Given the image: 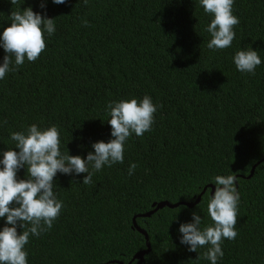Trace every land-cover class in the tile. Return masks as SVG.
I'll list each match as a JSON object with an SVG mask.
<instances>
[{
	"label": "trees",
	"instance_id": "obj_1",
	"mask_svg": "<svg viewBox=\"0 0 264 264\" xmlns=\"http://www.w3.org/2000/svg\"><path fill=\"white\" fill-rule=\"evenodd\" d=\"M41 2L0 0V33L11 11L29 6L55 24L39 58L17 67L13 56L0 79V159L15 150L11 133L33 124L57 126L61 154L86 159L93 143L112 139L109 103L147 95L157 111L150 131L127 138L123 163L89 165L92 183H82L87 173L56 174L63 206L51 229L30 235L28 264H139L131 260L147 245L134 217L148 236L141 264H211L197 259L211 245L191 252L178 230L193 212L201 229L214 226L211 189L203 190L228 175L239 193L238 234L222 239L217 264H264V0H234L240 22L225 49L207 47L214 17L200 0H43L45 9ZM249 47L261 58L254 75L233 61ZM5 54L0 48V63ZM17 176L27 179L26 168ZM159 202L194 205L137 217Z\"/></svg>",
	"mask_w": 264,
	"mask_h": 264
},
{
	"label": "clouds",
	"instance_id": "obj_2",
	"mask_svg": "<svg viewBox=\"0 0 264 264\" xmlns=\"http://www.w3.org/2000/svg\"><path fill=\"white\" fill-rule=\"evenodd\" d=\"M55 4H65L67 0H52ZM87 4V0H84ZM12 5L17 0H10ZM206 13L214 17L207 27L211 39L209 49H225L231 46L235 38L233 27L239 19L233 14L234 0H200ZM45 9L46 4L40 3ZM11 23L0 33V48L6 53L0 63V79L12 70L10 65H23L25 57L28 61H36L46 48L44 34L51 36L55 31L54 18H48L34 12L32 7L22 11H11ZM87 21H85V26ZM237 70L255 74L261 64L256 50L237 51L233 57ZM111 126V137L108 142L103 140L92 144L93 151L88 152L86 159L79 155H62L60 152V133L53 125L41 130L36 124L27 129V133L13 132L11 139L15 141V150L2 152L0 159V218H6L5 226L0 230V264H28L27 252L24 250L30 235L39 236L42 231L51 229L62 209V201L56 198L53 182L56 174L71 175L87 173L82 183H92L94 171L103 166L117 162L123 163L124 145L127 138L135 133L142 136L151 130L157 106L152 98L145 95L141 100L131 98L107 105ZM18 149V150H17ZM137 165L131 163L128 174H134ZM26 168L28 178L20 179L17 173ZM234 175L216 176L214 195L208 203V213L214 226L201 229V216L192 213V221L179 226L180 243L188 245V250L197 252L199 247L210 244L211 247L197 259L203 258L217 264L218 258L224 253L221 248L222 239L234 240L237 236V208L239 193L234 186ZM30 224L31 227H26ZM20 228L22 231L18 232Z\"/></svg>",
	"mask_w": 264,
	"mask_h": 264
},
{
	"label": "water",
	"instance_id": "obj_3",
	"mask_svg": "<svg viewBox=\"0 0 264 264\" xmlns=\"http://www.w3.org/2000/svg\"><path fill=\"white\" fill-rule=\"evenodd\" d=\"M260 162H257L253 167H252V170L248 176V178L252 177L253 173H254V170L256 168V166L259 164ZM237 187V185H236ZM207 188H210L211 189V192H210V195L213 196L214 194V191H215V188L213 186H208L206 188H204L203 192L207 189ZM203 192L198 196L197 200L195 203H197L199 200H200V197L201 195L203 194ZM186 205L188 207H191L193 206L194 204H186V203H175V204H170L169 202H159V203H154L152 204V210L148 211L147 213H144V214H141V215H138L137 217H149L151 216L153 213H155L157 210H160L164 207H168V208H175L177 207L178 205ZM135 218H133V227L139 232L141 233L144 237H145V241H146V245H147V250L145 251H141L139 253H137L131 261H134V260H138V263L141 264L143 262V255H145L148 251H149V243H148V236H147V233L145 232V230L141 229L140 227L137 226V224L135 223ZM118 263V262H117ZM118 264H122V263H118ZM130 264V263H129Z\"/></svg>",
	"mask_w": 264,
	"mask_h": 264
}]
</instances>
